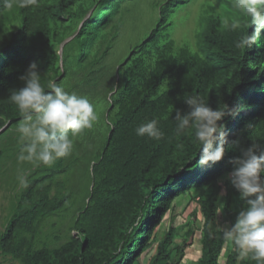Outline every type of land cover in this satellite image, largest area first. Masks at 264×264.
<instances>
[{
  "label": "trees",
  "instance_id": "16d2710c",
  "mask_svg": "<svg viewBox=\"0 0 264 264\" xmlns=\"http://www.w3.org/2000/svg\"><path fill=\"white\" fill-rule=\"evenodd\" d=\"M133 1L37 0L26 8L0 7V135L7 133L0 156L16 148L12 130L22 117L9 96L24 86L20 77L33 62L46 90L55 81L100 110L68 157L22 172L28 187H19L0 233L6 264H181L196 232L200 250L193 264H257L241 258L223 235L247 207L226 178L239 148L229 146L221 162L201 167L194 129L177 135L173 119L177 109L187 111L183 96L196 94L213 109L226 104L237 110L221 122L230 141L264 147V46L235 47L253 26L233 0H217L206 12L194 50L177 45L168 13L185 2L165 0L155 5L160 16L149 34L110 62ZM224 18L240 19L241 28H222ZM154 118L163 138L137 136L135 128ZM8 158L15 167L14 154ZM75 168L85 183L80 201H73L75 189L55 178ZM180 199L196 204L199 225L191 217L175 223ZM63 211L73 217L66 233L42 241L47 219Z\"/></svg>",
  "mask_w": 264,
  "mask_h": 264
},
{
  "label": "clouds",
  "instance_id": "9594fccd",
  "mask_svg": "<svg viewBox=\"0 0 264 264\" xmlns=\"http://www.w3.org/2000/svg\"><path fill=\"white\" fill-rule=\"evenodd\" d=\"M36 3L37 0H0V7L26 8ZM232 7L253 26L251 32L239 36L235 47L264 46V0H233ZM220 26L235 32L242 25L238 18H224ZM20 79L24 86L12 90L9 96L22 117L15 129L20 141L16 159L34 167H52L72 153L77 136L93 128L98 120L96 107L87 96L69 92L55 81H49L46 90L36 62L29 65ZM182 99L187 111H175V132L179 135L194 129L195 140L201 145L198 165H215L224 159L229 146L239 148L240 154L229 161L232 169L226 178L247 207L238 212L235 222L223 230V235L241 258L264 264V147L256 143L239 147L238 140L228 139L225 124L221 122L225 117H234L236 109L226 104L213 109L196 94L184 95ZM158 125L155 118L145 121L135 128V133L160 140L164 133ZM18 181L21 187H28L26 174L19 175Z\"/></svg>",
  "mask_w": 264,
  "mask_h": 264
},
{
  "label": "rangeland",
  "instance_id": "374dc122",
  "mask_svg": "<svg viewBox=\"0 0 264 264\" xmlns=\"http://www.w3.org/2000/svg\"><path fill=\"white\" fill-rule=\"evenodd\" d=\"M164 2L165 0H135L129 5V12L119 31L118 39L115 42V46L108 61L114 62L118 57L124 58V56L127 55L130 45L139 42L149 34L160 16V11L158 8H155V5H161L164 4ZM184 2L185 3L175 7L171 13H168L170 23L168 31L177 45H188L194 50L196 35L204 26L202 19L207 11H210L211 8L217 5V0H184ZM99 112L100 110H97L98 116ZM16 125L17 123L13 126L12 130V137L15 140L13 143L16 145V148L0 156V233L4 231L5 225L11 216V206L15 201V195L20 187L19 183L14 184L12 182L30 165L27 162H18L16 159L20 149L19 134L15 130ZM6 136L7 133L2 136L0 135V149L4 146L3 142L6 140ZM11 153L14 154L15 167L13 166V159L8 158V156H11ZM12 169H14V172H12ZM55 178L65 183L67 188L75 189L73 201L81 200L83 194L82 188L85 183L81 177V173L76 171V168L66 173L56 174ZM54 193L55 190H52L51 195ZM195 210V203H187L186 199L178 200L177 211L181 212L182 215L176 218L175 223L180 224L183 219L191 217L194 219L195 224L199 225L200 217L198 214L194 217V213H196ZM72 219V213L64 211L48 218L47 224L51 225L41 232L42 241L50 239V235L54 232H60L61 235H64ZM168 224L169 221H166L160 229V235L166 231ZM43 226H45V224ZM224 227H226V225L221 222L220 228ZM184 230L185 229H183V231ZM183 231L181 233H183ZM73 234L76 235L75 233ZM199 237V232H196L194 245L187 249L186 256L181 264H190L191 261L195 262L197 257H199ZM179 241L180 239L176 240V242ZM0 264H6V261H4L1 256Z\"/></svg>",
  "mask_w": 264,
  "mask_h": 264
},
{
  "label": "crops",
  "instance_id": "0c3cea01",
  "mask_svg": "<svg viewBox=\"0 0 264 264\" xmlns=\"http://www.w3.org/2000/svg\"><path fill=\"white\" fill-rule=\"evenodd\" d=\"M194 263V261H191V263L190 264H193Z\"/></svg>",
  "mask_w": 264,
  "mask_h": 264
}]
</instances>
